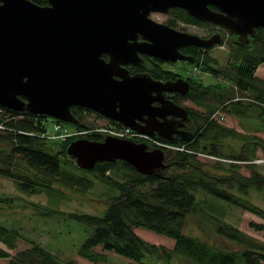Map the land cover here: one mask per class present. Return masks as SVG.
Instances as JSON below:
<instances>
[{
	"label": "water",
	"instance_id": "obj_1",
	"mask_svg": "<svg viewBox=\"0 0 264 264\" xmlns=\"http://www.w3.org/2000/svg\"><path fill=\"white\" fill-rule=\"evenodd\" d=\"M171 8L238 34L264 26V0H47L45 5L0 0V106L72 124L79 121L70 107L79 106L138 134L172 140L187 114L165 99L164 92L184 94L188 82L155 80L147 73L130 76L122 66L139 64V53L162 61L193 62V56L180 48L207 50L219 43L216 34L200 37L149 17ZM139 34L142 41H137ZM153 101L160 103L154 106ZM186 135L184 139L191 136ZM66 154L85 170L117 160L145 175L168 167L162 149L113 135L98 141L73 140Z\"/></svg>",
	"mask_w": 264,
	"mask_h": 264
},
{
	"label": "trees",
	"instance_id": "obj_2",
	"mask_svg": "<svg viewBox=\"0 0 264 264\" xmlns=\"http://www.w3.org/2000/svg\"><path fill=\"white\" fill-rule=\"evenodd\" d=\"M31 1L37 4L47 2ZM170 13L173 17H181L186 24L209 25L208 22L195 19L180 8H173ZM172 24L173 22L169 25ZM259 46L256 50H246L239 46L231 49L234 62L229 75L233 83L227 93L220 90L221 86H226L223 83L203 86L197 80H190L186 97L195 102H210L209 109L205 113L191 109L190 116L194 120L195 128L188 139H184L187 135L175 136L172 140L157 137L160 142L180 147L175 151L163 150L168 167L157 174H140L131 165L120 160L97 163L90 170L81 169L66 154V147L71 141H65L59 153L51 154L50 149L46 147V140L38 133L40 118L28 112L21 118L18 112L0 106V143H5L9 148L7 152L0 151V175L14 179L18 188L27 193L56 190L53 184L85 192L86 188L92 186V180L86 179L82 174L93 176L115 192V195H109L107 207L102 215L71 214L73 219L92 228L91 233L78 246L76 253L93 263H106L105 255L95 250L100 247L103 251L140 264H174L171 261L174 255L190 264H264V242L249 237L219 216L209 215L211 223L222 235L238 241L244 248L223 251L181 232V225L187 214L206 206L216 209L208 200L240 206L264 219V211L244 199L249 189L264 190V177L254 168L248 166L250 174L247 177L238 172L239 162L248 161V156L239 153L223 157L229 159V163L219 160L210 163L202 161L197 155L203 151L220 158L216 149L217 143L232 135L231 131L208 119L209 114L219 105L223 111L229 110L237 117L255 110L261 120L259 124L264 128V78L260 79L254 74L256 67L264 62L263 40ZM182 51L194 57L193 65L196 68L200 67L197 63L198 57L206 54L195 46H185ZM161 62L155 58L150 65L153 77L172 79V72L162 69L159 65ZM206 69L211 73L217 71L209 64ZM238 96H251L254 104H242L240 100H235ZM213 99L216 103L211 102ZM78 110L81 112L82 108ZM111 123L120 127L115 121ZM85 126L77 129L91 128ZM81 137L96 141L103 138L95 132ZM194 137L198 139H193ZM201 140L207 143L200 145ZM254 144L263 146L261 141ZM222 167L225 171L218 173L216 170ZM133 227L147 228L167 235L173 240L171 250H162L157 263H146L150 261L151 256L158 254V248L142 240L134 233ZM250 227L264 232L263 223L251 222ZM18 237L16 229L0 227V242L8 249L15 248ZM28 242L29 248L13 256L0 248V258L7 257V264H74L72 259L63 262L38 243L32 240Z\"/></svg>",
	"mask_w": 264,
	"mask_h": 264
},
{
	"label": "rangeland",
	"instance_id": "obj_3",
	"mask_svg": "<svg viewBox=\"0 0 264 264\" xmlns=\"http://www.w3.org/2000/svg\"><path fill=\"white\" fill-rule=\"evenodd\" d=\"M152 13H156L151 15L152 20L154 19L156 22H173L176 29L196 34L204 38L216 34L220 39L217 33L211 34V27L209 25L199 26L186 24L181 17H173L170 12H168L169 14H162L160 12ZM205 34H209V36L205 37ZM229 39V36L224 35L222 41L225 43V41ZM233 62L232 50H228L225 44H219L206 52L204 56L198 57L197 63L201 68H196L193 65L194 63H187L183 60L173 62L162 61L159 65L162 69H168L171 72H177L182 75L188 74L194 78L193 80H197L203 86H214L218 83H223L226 86H221L220 90L227 93L231 90L233 83L229 75ZM207 64L212 65L217 71L211 73L206 69ZM254 74L260 79L264 78V62L256 67ZM194 85L197 84L194 83ZM235 100L254 104L251 96H238V98L235 97ZM211 102L216 103V100L213 99ZM208 103L210 102H187L192 110H198L203 113L208 111ZM226 109H228V107ZM78 111L77 109L75 113L78 115L79 123L84 126H91V128L85 129V132H83L84 134L95 132L103 137L104 134L111 135V130H116L118 132L116 129L117 125L112 124L111 119L104 116L102 117V115L98 113L99 116L95 112L90 111H83L77 114ZM254 111L255 110H252V112L241 117L235 116L229 110L223 111L220 105L212 111L208 119L214 120L228 129L232 132V135L222 138L221 141L217 143L216 149L221 156L220 158L202 151L197 153L199 159L210 163L216 160L229 163L230 160L223 157H230L231 155H238L240 153L248 156L249 160L243 163L239 162L238 172L242 176L247 177L250 174L248 166H251L264 177V128L259 124L261 120L258 118V112ZM259 111L263 114L260 109ZM16 112L20 114L18 116L21 118L27 113L25 110ZM33 115L36 118H40L41 124L38 126V133L40 137L46 140V147L50 149L51 154H55L56 152L59 153L61 145L65 141L84 138L81 137L84 136V134L80 133V131H78L79 129H77L83 128L79 123H67L50 115ZM55 123L59 124L62 130L59 132L54 130L53 124ZM106 130L107 132H105ZM116 135H119V133H116ZM193 139H198V137H194ZM260 141L263 146L254 144V142ZM147 143L149 146H152L149 141H147ZM206 143L207 142L204 140L200 141V145H205ZM169 146L170 147L166 149L171 151L180 148L172 145ZM8 149L5 143H0V151L7 152ZM247 149H250V151H246ZM164 162L166 163V158ZM20 169L22 170L23 168ZM216 171L222 173L225 171V168L222 167ZM82 176L92 180V186L86 188L85 192H79L75 189L59 187L53 184L56 190H40L35 193H27L18 188L14 179L0 175V227L16 229L19 234L14 249H8L2 242H0V248L7 251L10 256H13L29 248L30 243L28 240H32L49 250L63 262L72 259L74 264H140L112 252L103 251L100 247H96L95 250L105 255L106 263H93L77 255L76 250L78 246L91 233L92 228L85 225L83 222L73 219L71 214L89 213L102 215L107 207L109 195H115V192L106 188L94 179L93 176L88 174H82ZM207 198L211 199L210 197ZM244 199L249 202V204L255 205L264 211V190L249 189ZM208 201L209 204L215 205L216 209L206 206L201 210L187 214L181 225V232L183 234L195 237L199 241L217 247L223 251H233L244 248L238 241L222 235L217 230V227L211 223L209 215H216L223 218V220L249 237L264 242V232L250 227L251 222L264 224V219L262 217L237 205L225 204L215 200H213L214 203L212 200ZM132 230L142 240L158 248V254L151 256L150 261L146 263H157L156 261L159 259L162 250L170 251L172 248L173 240L165 234L142 227H133ZM171 261L174 264H190L188 261L181 260L175 255L172 256ZM7 263V257L0 258V264Z\"/></svg>",
	"mask_w": 264,
	"mask_h": 264
},
{
	"label": "flooded vegetation",
	"instance_id": "obj_4",
	"mask_svg": "<svg viewBox=\"0 0 264 264\" xmlns=\"http://www.w3.org/2000/svg\"><path fill=\"white\" fill-rule=\"evenodd\" d=\"M45 4H42V5H45ZM210 8L213 9V10H216V11L218 10V8L216 6H214V5H210ZM172 9L173 8H171L170 10H172ZM170 10H169V12H170ZM152 14H156V13H150L149 17L151 19H152V16H151ZM167 14H169V13H167ZM161 23H164V22H161ZM165 24L170 26L169 25L170 22H167ZM209 26L211 27V34L212 33H217L220 36V39H221V41L219 43L215 44V45L225 44V45H227L228 50H231V49L234 50L238 46L239 47H244V48H246V50H252V49L256 50L257 48L259 49V47H260L259 43L262 40L264 41V26L253 27L252 28V30H253L252 33L249 32V31L245 32L244 30H241V32L239 34L233 32L229 28H226V27L218 25V24L209 23ZM172 27L175 28L174 26H172ZM178 30H180V29H178ZM224 35H227V36L230 37V39L225 41V43H223V41H222ZM207 36H209V34H205V37H207ZM142 40H143V37H142L141 34H139L138 37H137V41H142ZM182 48H180V51L182 53H184L182 51ZM197 48H199L203 53L204 52H208L210 49H212V48H209V49L205 50L204 48H201V47H197ZM138 55H139V58H140L139 59V64H133L131 62H128L126 64H122V66L127 70V73L130 76L135 75V74H140V73H147L151 78H153L155 80H161V81H165L166 80V79H163V78H157L156 79V78L153 77V75H152L153 71L150 70V65L154 62V59H155L154 57L146 55V54H143V53H139ZM102 57L105 60H107V55L106 54H103ZM166 70H168V69H166ZM171 76H173V78L172 79H168V80H174L176 78H181V79L187 81L188 82V89L190 87V80L194 79L193 77H191L188 74L187 75H182V74L177 73V72H172ZM185 94L186 93L181 94L178 91H175V92H164V98L165 99H169L172 102H174L175 104L185 108L186 109V114H187V118L185 120H183L181 122V124H179V126L176 128V131L172 134L173 138L175 136H181V135H186V134L192 135L194 133L193 132L194 128H195L194 120L190 116L191 106L187 104V102L191 101V100L188 99ZM159 103L160 102H158V101H153L152 102V104L154 106L159 105ZM242 104H244V103H242ZM78 108L81 109L82 107H79V106H71L70 107V109L72 110L73 115H75V117L77 119H78V117H77L78 115H76L75 111H77ZM83 111L84 112H87V111L95 112V111H92L90 109L82 108L81 112H83ZM95 113L98 114L97 112H95ZM77 114H80V112L78 111ZM169 116L170 115H167L166 117H169ZM158 119L161 120L159 117H158ZM154 137H159V136L156 135Z\"/></svg>",
	"mask_w": 264,
	"mask_h": 264
},
{
	"label": "built area",
	"instance_id": "obj_5",
	"mask_svg": "<svg viewBox=\"0 0 264 264\" xmlns=\"http://www.w3.org/2000/svg\"><path fill=\"white\" fill-rule=\"evenodd\" d=\"M54 125V130H56L57 132H59L60 130H62V127L59 124H53ZM118 130V132L116 130H111L110 132H112L111 135H115L117 137H127V138H135V137H140L143 140L149 141L150 143H152L153 145H160V146H165V147H170L169 145L163 144L147 135H143V134H138L134 131H132L130 128L127 127H117L116 128ZM101 130V129H99ZM80 131V133L85 132V130H78ZM107 132V130L105 131ZM116 133H119V135H116Z\"/></svg>",
	"mask_w": 264,
	"mask_h": 264
}]
</instances>
